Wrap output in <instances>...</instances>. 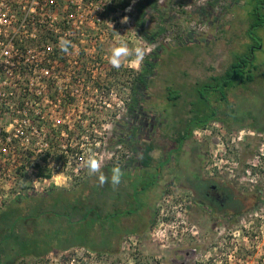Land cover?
Returning <instances> with one entry per match:
<instances>
[{
  "label": "rangeland",
  "instance_id": "rangeland-1",
  "mask_svg": "<svg viewBox=\"0 0 264 264\" xmlns=\"http://www.w3.org/2000/svg\"><path fill=\"white\" fill-rule=\"evenodd\" d=\"M145 1L130 0V5L121 9L120 0H56L46 8L48 19L56 22L59 42L61 38L70 40L74 49L67 55L59 47V106L48 105L45 114L51 154L43 151V157L38 153L40 160H47L42 165L30 164V160H37L32 158L21 167L15 193L76 188L89 176L84 167L89 151L101 159L102 167L123 166L132 158V149L116 143L115 134L125 130L121 123L129 117L133 82L141 66L152 57L155 73L145 98L154 103L145 104V108L158 113L172 140L183 130L190 132L198 121L211 122L194 129L185 147L191 157L203 151L204 156L212 158L208 172L219 173L230 182L242 200L240 207L249 210L234 223L220 220L213 227V222L200 213L189 212L187 193L175 185H165L157 201L156 196L147 197V204L141 194V201L133 198L124 206L122 216L127 217L125 212L131 211L136 217L122 220V230L130 236L122 238L114 252L98 254L73 248L43 259H20L15 264H264V133L254 129L264 125V111L258 109L259 102L264 101L263 77L258 73L248 90L236 92H228L217 78L213 79L258 45L261 49L255 51V58L262 62L264 71V26L256 31L258 40H251L247 33V27L257 18L254 10L264 0H151L156 8L146 9L144 29L155 34L154 40L146 39L135 28ZM46 33L48 41L52 40ZM119 41L128 42L130 48L149 50L139 68L130 65L133 57L120 69L108 63L110 49ZM168 89L179 93L177 102L167 99ZM65 90H69L66 98ZM153 142L158 147L159 140ZM160 154L157 149L151 153L153 158ZM135 163L139 166L138 160ZM155 164L158 171L153 166L138 177L123 175L124 181L134 179L130 183L133 196H137L136 188L140 192L156 180L161 183L160 169L164 176L175 174L173 163L166 165L161 160ZM38 166L50 170V179H38L33 170ZM9 184L2 183L0 189H9ZM110 185L112 198L118 186ZM3 195L0 200L9 193ZM153 205L154 215L150 217ZM151 218L154 228L145 233ZM80 239L79 234L72 238L77 242Z\"/></svg>",
  "mask_w": 264,
  "mask_h": 264
},
{
  "label": "trees",
  "instance_id": "trees-1",
  "mask_svg": "<svg viewBox=\"0 0 264 264\" xmlns=\"http://www.w3.org/2000/svg\"><path fill=\"white\" fill-rule=\"evenodd\" d=\"M120 1L119 6L121 9H126L130 5V0ZM155 6L156 2L147 0L139 8L137 15L135 28L146 39H155V34L146 32L144 29V21L147 16L146 9H155ZM263 26L264 19L255 18L254 23L250 25L248 30L251 40H258L256 31ZM238 60L234 61L223 75L213 77L215 80L217 78L218 84L227 88L228 92L238 84L248 85L253 83L260 71L259 64L255 63L252 67H242L239 65ZM155 66L156 61L152 57L143 64L142 76L135 78L131 88V99L128 104L129 117L127 116L121 123L125 125H122L125 130L123 129L121 133L117 130L118 134H115L116 143L131 148L133 155L135 154L134 157L123 166L111 164L103 166L101 170L109 177V182L103 187L99 184L98 176L94 175L86 177L74 189L67 190L55 187L38 192L24 189L22 193L19 192L18 195L2 201L0 206V264H15L20 259L29 257L43 259L50 253L66 252L73 248L86 249L98 254L112 253L115 251L114 247L118 246V242L122 238L130 236L122 230L125 226L122 220L134 216V213L131 211L125 212L128 216L124 217L125 214L122 216L124 206L127 207L133 198L137 199V202L139 199L141 201V194L145 195L146 203L147 197L156 196V201L159 199L161 192L155 190L157 182L144 186L140 189V192L136 188L135 192L138 197L133 196V193L131 194V184L134 179L127 182L122 177L116 191H112L114 195L112 198L108 190L111 187L110 176L111 169L114 166H119L123 175L126 174L130 178V176L138 177L142 173L139 167L147 168L152 163L153 157L150 154L157 148L155 142L147 143L144 146L143 153L140 154L139 148L134 147L135 144H138L136 138L139 136V129L135 126L137 120L135 110H138V104L143 99L147 105L149 104L148 99L145 97L149 93ZM205 87L215 89L213 86ZM167 99L177 102L180 95L178 92L168 89ZM259 103L258 109L264 111V101ZM262 117L264 119V115ZM209 123L211 122L198 121L190 132L179 135L176 139L178 149L186 139L192 137L194 129L204 128ZM254 129L264 133V125L256 126ZM51 151H47V155H50ZM137 160L139 166L135 163ZM45 161L47 160L45 159ZM36 169L38 179L42 181L50 179L52 174L50 170H45L40 166ZM155 203L154 205H156ZM142 204H144L143 201ZM154 205L149 208L151 210L150 217L154 215ZM153 221L152 218L149 219L146 227L153 224ZM76 234L81 235V241L72 240Z\"/></svg>",
  "mask_w": 264,
  "mask_h": 264
},
{
  "label": "built area",
  "instance_id": "built-area-1",
  "mask_svg": "<svg viewBox=\"0 0 264 264\" xmlns=\"http://www.w3.org/2000/svg\"><path fill=\"white\" fill-rule=\"evenodd\" d=\"M55 2L0 0V187L4 182L11 184L0 189V197L9 193L0 206L16 196L14 183L21 167L32 158L37 160L30 164L42 165L45 159L40 160L38 153L45 157L44 152L52 150L45 114L48 105L59 106L62 61L56 22L48 19L46 8ZM45 31L52 40L48 41ZM68 93L65 90V98ZM28 148L33 151L27 152Z\"/></svg>",
  "mask_w": 264,
  "mask_h": 264
},
{
  "label": "flooded vegetation",
  "instance_id": "flooded-vegetation-1",
  "mask_svg": "<svg viewBox=\"0 0 264 264\" xmlns=\"http://www.w3.org/2000/svg\"><path fill=\"white\" fill-rule=\"evenodd\" d=\"M260 6H264V2L261 3ZM260 8L257 7L254 10L255 16L259 19L264 18V15H262L260 12ZM249 28L250 26L247 27V33ZM257 49H261V46H253L249 48L247 53H243L242 55L238 56V63L242 67H252L255 63L259 64L260 71L258 73H260L259 75L264 78L262 62L257 61L255 58V51ZM142 71L143 65L140 68L138 74L139 77L142 76ZM224 73L225 71H223V74ZM250 84H238L235 88L232 89H234L235 92L236 89L248 90V86ZM242 96H246V94H243ZM143 100H141L138 104V110H135L137 115L135 126L137 129H139V136L136 138V142L138 144H135L134 147L139 148L140 154L143 153L144 146L147 143H151L158 139L159 144L156 149L161 152V154L157 158H153L152 163L149 167L155 166V169L158 171V166L156 167L155 162L162 160L166 161V165L173 163V168H175V174H169V177H167V175L164 176L163 169H160L159 174L163 181L159 183V181L156 180L155 182H157V185L163 189V192H165V185H167V187H169V185H175L180 190H183L185 193H187V197L189 199V201L186 202V206L189 212L191 214L195 213L196 215L200 213V216L213 222V227L220 220L222 222L226 221L228 225L234 223L241 215L249 210V208L248 210H245V208L240 207L242 200L240 199L237 191L232 186H230V182L220 176L219 173L208 172L209 165L213 161V159L208 156H204L202 154L203 151H199L196 155L191 157L192 155L190 149L188 150L185 147V143L187 142V140H189L190 137L186 139L182 144L180 143L181 147H179L178 149L176 138L172 140L170 131H168V128H165V126L167 127V125L164 126L163 121L160 122V118L158 119V113H156L153 108H145L146 103ZM147 102L154 103V101H151L150 99H148ZM164 122L166 124V121ZM184 133L185 131L183 130L182 134ZM179 135L181 134L179 133ZM170 151H173L174 153L168 154L170 153ZM185 153L186 155H188L187 158L183 157ZM134 155L132 156V158L134 157ZM177 155L178 159L176 158ZM130 158H128L127 161H129ZM155 159L157 160L155 161ZM187 166L188 168H186ZM149 167H139V169L143 171L148 170ZM182 169H184L186 172L182 173ZM152 228H154V224H151L149 227L143 230V232L146 233ZM183 252L186 253L185 250H183ZM186 263L187 262H183L182 264Z\"/></svg>",
  "mask_w": 264,
  "mask_h": 264
},
{
  "label": "clouds",
  "instance_id": "clouds-1",
  "mask_svg": "<svg viewBox=\"0 0 264 264\" xmlns=\"http://www.w3.org/2000/svg\"><path fill=\"white\" fill-rule=\"evenodd\" d=\"M127 17H125V22ZM60 50L64 53H68L69 49L72 47V42L70 40L61 38L59 42ZM142 46L129 47L128 42L119 41L118 44L114 45L110 49V54L107 57L108 63L114 69H120L125 62L129 61L130 57H133L130 61V65L139 68L142 64L147 52ZM84 167L87 169L89 176H98V181L101 187L109 182V177L101 170L102 161L99 159L95 152L89 151L87 159L84 161ZM123 177V172L119 166H114L111 169L110 182L113 187L118 186Z\"/></svg>",
  "mask_w": 264,
  "mask_h": 264
},
{
  "label": "crops",
  "instance_id": "crops-1",
  "mask_svg": "<svg viewBox=\"0 0 264 264\" xmlns=\"http://www.w3.org/2000/svg\"><path fill=\"white\" fill-rule=\"evenodd\" d=\"M160 189H162L161 187H159L158 185H157V188L155 189L157 192H161L162 193V191H160ZM163 190V189H162Z\"/></svg>",
  "mask_w": 264,
  "mask_h": 264
}]
</instances>
